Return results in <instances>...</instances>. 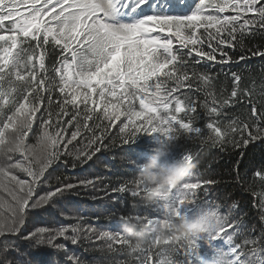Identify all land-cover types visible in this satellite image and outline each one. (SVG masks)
<instances>
[{
    "label": "snow or ice",
    "instance_id": "6c2138e0",
    "mask_svg": "<svg viewBox=\"0 0 264 264\" xmlns=\"http://www.w3.org/2000/svg\"><path fill=\"white\" fill-rule=\"evenodd\" d=\"M259 33H264V0H0V189L11 198L10 216L0 217V264H13L8 253L19 252L21 237L33 247L62 251L64 264H84L68 245L79 246L93 235L110 252L129 248L123 233L84 230L79 223L26 227L32 210L54 205L76 188L96 186L99 177L76 183L56 177L53 185L49 170L66 164L68 157L92 160L117 121L121 145L135 143L140 133L156 134L162 144L182 135L201 137L221 149L227 143L264 142V99L254 98V86L243 87L238 72L224 73L231 89L222 87L217 95L216 77L187 70L189 65L264 59L260 46L235 59L229 54L243 48L245 36ZM52 53L56 59L49 65ZM200 92L205 99L198 104L190 94ZM198 107L210 118L206 137L190 116ZM237 108L241 111L229 114ZM181 158L193 161L191 153ZM254 176L264 181V170ZM216 183L193 173L151 206L155 216L121 215L124 223L149 228L164 218L172 222L193 215L208 224L199 241L189 238L181 247L169 243L157 251L154 241L146 244L137 264H264V230L252 238L219 205L197 202L198 191L207 193V186ZM112 191L137 197L148 188L131 178ZM253 196L264 220V187Z\"/></svg>",
    "mask_w": 264,
    "mask_h": 264
},
{
    "label": "trees",
    "instance_id": "16d2710c",
    "mask_svg": "<svg viewBox=\"0 0 264 264\" xmlns=\"http://www.w3.org/2000/svg\"><path fill=\"white\" fill-rule=\"evenodd\" d=\"M238 41L240 40L237 35ZM243 48L237 47L235 51L229 50L233 58H237L247 49H253L255 46L264 48V33L255 36H245L243 38ZM56 59V54L52 53L47 63L52 64ZM189 74L194 70L197 73L207 71L216 79L212 82L214 89L219 95L220 89L226 88L230 91L231 81L226 79L224 73L238 72L243 79V87L253 88L254 98L260 101L264 98L260 96L261 85L264 84V59L253 57L239 64L219 65L215 63L189 65L187 68ZM217 74H219L217 76ZM195 83V81H194ZM212 91L211 87L206 89ZM187 92V89L182 90ZM227 95V92L224 93ZM197 97V103H203L205 99L204 92L190 94ZM183 98V97H181ZM138 106V102H137ZM231 115L233 112L241 111L240 108L228 110ZM183 117V113L177 114ZM192 123L195 127H200L204 137L208 135L206 124L209 117L202 107H198L195 113H190ZM123 120L124 118L121 117ZM187 121V118H185ZM223 123H226L224 117H220ZM120 121L109 129L104 141L105 148L97 153L92 160L87 162H77L71 157L67 158V163H60L50 169V179L53 185L57 184L56 177H61L64 182L76 183L78 180H88L95 177L100 179L95 187H80L66 192L54 205L44 206L34 209L30 212L27 221V229L36 226L56 227L60 224L79 223L84 230L89 227L97 231H110L112 233H122L121 225L124 223L121 215L139 212L155 216L156 213L152 207L145 205L143 201L144 194L132 197L127 193L119 194L112 191L127 179L137 178L138 167L128 164L126 158H130L138 165L150 158L154 153L153 148L163 147L161 138L156 134L140 133L135 143L121 145L118 139V125ZM34 142V139L33 141ZM172 152L170 156L161 158L160 164H166L174 158H180L184 153H191L193 162L196 164L194 174L203 180H216L214 185L207 186L205 193L202 189L198 191L196 200L202 206L219 205V211L223 214L231 215V218L239 223V229L252 238L260 236L264 230V220L261 219L260 208L254 207L253 193H258L264 187V181L254 176L257 170H264V142L256 141L250 143L247 147H233L231 143L220 146H213L210 141L201 137L188 139L182 135L178 140L171 143ZM75 163V167H73ZM106 165L109 169H106ZM237 166L239 175H237ZM45 189L41 188L43 194ZM10 196L0 189V198ZM119 201V202H117ZM237 207L233 208L232 205ZM10 211L0 208V217L7 218ZM66 217L68 219H66ZM192 218H195L193 215ZM203 233L196 237L199 241ZM103 242L96 239L95 235L91 240L82 239L79 246L68 245V248L74 252L84 264H116L117 261H126L127 264H137L136 258L141 255L140 252L130 253L127 249L123 252L108 251L106 245L101 247ZM177 247L185 241L173 242ZM19 252H9L8 258L13 264H64L65 255L62 251L49 248L47 245L33 247L31 241H25L22 237L16 240ZM119 247V245L115 246ZM167 247L165 245L160 248ZM182 251V249H181ZM207 264V262H206Z\"/></svg>",
    "mask_w": 264,
    "mask_h": 264
},
{
    "label": "clouds",
    "instance_id": "9594fccd",
    "mask_svg": "<svg viewBox=\"0 0 264 264\" xmlns=\"http://www.w3.org/2000/svg\"><path fill=\"white\" fill-rule=\"evenodd\" d=\"M152 152L154 154L150 158L138 164L137 175L138 181L148 188V191L144 193L143 201L149 207L157 204L162 197L184 182L196 168L193 161H186L181 157L161 165L159 163L161 158L171 155V144L153 148ZM214 227L219 229L221 223L217 222ZM121 228L122 233L129 240L130 246L127 250L132 253L139 252L152 241L162 246L196 238L207 230L208 224L199 217L179 218L172 222L164 218L150 228L136 222L123 223Z\"/></svg>",
    "mask_w": 264,
    "mask_h": 264
},
{
    "label": "rangeland",
    "instance_id": "374dc122",
    "mask_svg": "<svg viewBox=\"0 0 264 264\" xmlns=\"http://www.w3.org/2000/svg\"><path fill=\"white\" fill-rule=\"evenodd\" d=\"M0 201H3L4 203H5V206H3V207H0V208H3V209H5V210H9L10 211V209L8 208V204H10L11 203V199H9L8 197H1L0 198Z\"/></svg>",
    "mask_w": 264,
    "mask_h": 264
}]
</instances>
